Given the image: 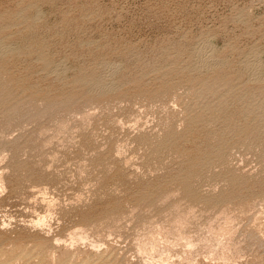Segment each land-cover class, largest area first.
<instances>
[{
  "label": "rangeland",
  "instance_id": "1",
  "mask_svg": "<svg viewBox=\"0 0 264 264\" xmlns=\"http://www.w3.org/2000/svg\"><path fill=\"white\" fill-rule=\"evenodd\" d=\"M0 264H264V0H0Z\"/></svg>",
  "mask_w": 264,
  "mask_h": 264
},
{
  "label": "bare ground",
  "instance_id": "2",
  "mask_svg": "<svg viewBox=\"0 0 264 264\" xmlns=\"http://www.w3.org/2000/svg\"><path fill=\"white\" fill-rule=\"evenodd\" d=\"M2 46V45H1ZM5 47V46H4ZM3 48V47H2ZM7 50V49H6ZM5 50V48H4V50H2L3 51V53H4V51H6ZM8 53V52H7ZM12 54V53H11ZM1 56H2V54H1ZM262 72V71H261ZM163 76V75H162ZM95 81V80H94ZM97 81V80H96ZM87 83V82H86ZM91 84V83H90ZM94 87V86H93ZM100 89V88H99ZM105 89V88H104ZM90 90V89H89Z\"/></svg>",
  "mask_w": 264,
  "mask_h": 264
}]
</instances>
